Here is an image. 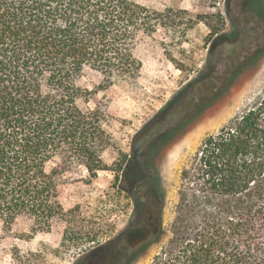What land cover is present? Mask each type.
<instances>
[{"label": "trees", "instance_id": "obj_1", "mask_svg": "<svg viewBox=\"0 0 264 264\" xmlns=\"http://www.w3.org/2000/svg\"><path fill=\"white\" fill-rule=\"evenodd\" d=\"M251 3L264 12L263 2ZM168 16L137 0H0V220L6 226L25 215L33 231H51L65 214L56 182L65 166L84 165L93 177L110 169L103 155L113 140L104 109L83 105L115 81L140 76L134 47L141 35L170 26ZM263 56L264 48L252 53ZM91 73L100 80L92 86L85 81ZM170 103L136 133L120 169L135 217L104 245L113 246L107 264H131L167 235L151 264H264V97L204 139L194 167L181 172L167 229L155 159L180 135L164 113ZM57 158L61 163L50 166Z\"/></svg>", "mask_w": 264, "mask_h": 264}, {"label": "rangeland", "instance_id": "obj_2", "mask_svg": "<svg viewBox=\"0 0 264 264\" xmlns=\"http://www.w3.org/2000/svg\"><path fill=\"white\" fill-rule=\"evenodd\" d=\"M137 1L165 11L171 27L140 36L134 47V54L142 61L138 78L117 80L83 105L100 104L104 109V126L113 140L103 155L110 169L100 170L93 177L84 165L65 166L56 178L65 214L53 220L49 232L33 231V219L25 215L17 217L11 226L0 220V264H82L89 254L125 233L135 217V200L121 185L120 169L133 153L134 136L173 99L183 96L185 91H181L189 83L197 81L196 88L188 92L198 93L197 88L204 86V77L211 71L210 59L214 67L219 66V55L228 53L234 66L227 70L238 66L240 72L215 92L211 105L198 107V116L185 123V130L179 129L182 123L171 103L164 111L171 116L168 123L180 133L155 159L160 185L166 192L165 228L176 215L181 172L194 167L204 139L264 97V56L247 58L256 47L264 48V12L254 9L252 0ZM259 1L264 4V0ZM238 34L239 43L233 42ZM223 36L226 40L216 46L213 57L212 43ZM85 81L92 86L100 80L91 73ZM188 99H181L184 111L193 104ZM58 163L59 158L50 166ZM167 240L168 235L131 264H151Z\"/></svg>", "mask_w": 264, "mask_h": 264}, {"label": "flooded vegetation", "instance_id": "obj_3", "mask_svg": "<svg viewBox=\"0 0 264 264\" xmlns=\"http://www.w3.org/2000/svg\"><path fill=\"white\" fill-rule=\"evenodd\" d=\"M239 35L240 34H238V36L235 37L236 41L233 42L237 43L239 41L240 38ZM225 40H226V36H223V37H218L213 41L211 46L212 47L211 55H213V57L215 55L216 46ZM261 49L263 48L258 46L252 51L254 52ZM251 55L252 54L250 53L247 54V58L250 57ZM218 61L222 64L214 67L212 60L211 59L209 60V64H211V71L209 72V74L206 75V77H204V86H202L203 88L202 92H198V93L193 92V94H190L187 90L183 96L172 100L170 107L175 109L179 117V122L182 123L179 125V129L185 130V123L192 122L194 119H196L195 117L198 116L197 113L200 112L198 107L203 105L204 108L211 105L212 99H215V94H216L215 92L218 93L222 85H224L229 81H232L236 73L240 72V68L239 70L237 69L238 66L233 70H227L228 66H234V59L231 57L230 54L228 53L220 54L218 57ZM241 61L242 60H240V62ZM183 97L189 98L188 100L191 99L193 101L192 102L193 104H191V106L188 107L187 110L185 111L184 109L186 108L184 106H180V102ZM195 108H197V111H195ZM111 247L112 245H110L108 248L107 247L104 248V246L98 248L97 250L94 251V253L91 256L88 255L85 262H82V264H104L109 254L108 252L111 250ZM97 255L99 256L101 255L100 258H98V260H93V257Z\"/></svg>", "mask_w": 264, "mask_h": 264}, {"label": "bare ground", "instance_id": "obj_4", "mask_svg": "<svg viewBox=\"0 0 264 264\" xmlns=\"http://www.w3.org/2000/svg\"><path fill=\"white\" fill-rule=\"evenodd\" d=\"M214 125V122L210 125V127H212Z\"/></svg>", "mask_w": 264, "mask_h": 264}]
</instances>
